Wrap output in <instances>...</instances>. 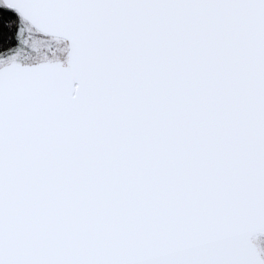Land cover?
<instances>
[{"label":"snow or ice","instance_id":"1","mask_svg":"<svg viewBox=\"0 0 264 264\" xmlns=\"http://www.w3.org/2000/svg\"><path fill=\"white\" fill-rule=\"evenodd\" d=\"M0 264H264V0H0Z\"/></svg>","mask_w":264,"mask_h":264}]
</instances>
